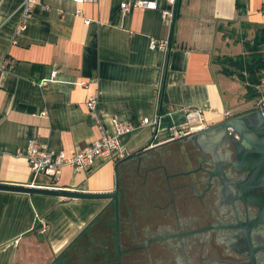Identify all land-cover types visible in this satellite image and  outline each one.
Returning <instances> with one entry per match:
<instances>
[{"label": "crops", "instance_id": "1", "mask_svg": "<svg viewBox=\"0 0 264 264\" xmlns=\"http://www.w3.org/2000/svg\"><path fill=\"white\" fill-rule=\"evenodd\" d=\"M134 1L141 0H38L27 29L18 32L21 1L0 0V182L109 191L128 164L98 159L81 171L68 165L52 182L33 173L17 151L36 138L48 151L70 155L100 138L102 127L112 131V117L139 124L157 114L156 129L138 128L121 136V143L135 157L177 150L181 138L169 139V127L186 123L187 109H201L209 125L259 100L249 99L245 85L222 72L217 59L244 52L242 41L219 26L264 27V0H156V9L121 7ZM153 38L168 40L169 48L151 49ZM44 77L54 81L42 86ZM259 89L264 96V83ZM91 93L98 95L95 111L86 104ZM106 203L0 190V264H49Z\"/></svg>", "mask_w": 264, "mask_h": 264}, {"label": "flooded vegetation", "instance_id": "2", "mask_svg": "<svg viewBox=\"0 0 264 264\" xmlns=\"http://www.w3.org/2000/svg\"><path fill=\"white\" fill-rule=\"evenodd\" d=\"M179 143L121 169L119 242L112 204L83 232L82 262L68 260L79 237L49 264H264V176L247 180L264 159L233 129Z\"/></svg>", "mask_w": 264, "mask_h": 264}, {"label": "built area", "instance_id": "3", "mask_svg": "<svg viewBox=\"0 0 264 264\" xmlns=\"http://www.w3.org/2000/svg\"><path fill=\"white\" fill-rule=\"evenodd\" d=\"M23 10V18L21 24L18 28V32H23L28 27V18L33 12V6L38 0H20ZM75 3H94L98 0H71ZM170 2L175 5L177 0H170ZM157 1H134L131 3H122L121 7L125 11H130L135 7H145L150 9L157 8ZM78 13L81 12V9H78ZM163 17L169 18L172 20L174 18V13L172 12H163ZM86 23H90V20H86ZM169 41L162 39H151L150 48L151 49H168ZM57 75V71H54L53 76ZM54 79L44 77L39 82L40 85H48ZM94 82H97V79H93ZM77 84V82H74ZM79 84L87 85V81H80ZM260 88V86H259ZM98 103V95L96 93H91L87 99V107L90 111H95ZM257 108L264 107V96H262L256 103ZM188 117L186 123L178 126L173 125L169 127V139L182 138L197 129H201L204 126V117L203 111L198 109L194 112H191L190 109H187ZM41 115H47V111L44 110ZM230 112H226L225 116L229 117ZM112 131H106L102 127V135L100 138L95 139L93 143L87 146L84 149L78 150L73 154H66L64 152L52 153L48 151L38 142L36 138L30 139L27 145L24 148L18 149L17 154L26 158L30 169L35 174H44L49 177L52 182H56L62 173L63 168L66 166H72L75 170H90L94 167L98 159H103L106 161H112L114 163H120L125 159L130 153V150L127 146L121 143V136L131 133L132 131L142 128L150 127L153 129L157 128L159 122L158 114L154 117H145L140 121L139 124H134L129 121H123L117 117H112ZM100 123V121H99ZM43 232L45 229L42 230Z\"/></svg>", "mask_w": 264, "mask_h": 264}, {"label": "water", "instance_id": "4", "mask_svg": "<svg viewBox=\"0 0 264 264\" xmlns=\"http://www.w3.org/2000/svg\"><path fill=\"white\" fill-rule=\"evenodd\" d=\"M264 124V107L258 108L252 111L251 113H244L238 116L233 117H226L223 120L206 125L201 129H197L196 131L191 132L188 135H192L193 137L200 136V135H215L219 134L220 131L233 129L234 131L239 132L241 134L242 139L246 142L250 143L254 147V151L259 158L264 159V139L262 137H254L256 127H260V125ZM256 125V126H255ZM246 146L243 145L241 150H245ZM143 154L138 155L135 157V154H129L125 159L121 161V163L128 164L127 169L133 168L135 165L142 166L143 160H141ZM147 162L146 160H144ZM139 162V164H138ZM241 162L237 164H241ZM261 165V164H260ZM264 170H260L259 172H252L250 177L247 179L251 182V185L260 180L261 176H264ZM248 185L247 183L245 186ZM0 190L2 191H10V192H20V193H27V194H45V195H52L58 196L62 198H83V199H103L106 200L107 203L104 207L91 219V221L81 230L77 236L65 247L67 248L70 246L72 242H74L77 238L83 234L87 226L96 220V218L100 215V213L107 208L109 205L114 204L115 211H116V223H117V236L119 242V204L121 198V190L119 183L116 184L115 189L109 191H86V190H79L76 188L70 187H59V186H43L37 184H13V183H6L0 182ZM41 225L36 227L35 229H40ZM239 264H256L255 260L252 258L249 262H243Z\"/></svg>", "mask_w": 264, "mask_h": 264}, {"label": "trees", "instance_id": "5", "mask_svg": "<svg viewBox=\"0 0 264 264\" xmlns=\"http://www.w3.org/2000/svg\"><path fill=\"white\" fill-rule=\"evenodd\" d=\"M242 8V5L239 4ZM224 31L223 26H219ZM244 52L235 56L224 55L218 57L217 63L221 65V71L225 74L237 77L246 88V96L249 99H260L263 93L259 86L264 83V27H257L254 39H245ZM84 242V234H81L78 242Z\"/></svg>", "mask_w": 264, "mask_h": 264}, {"label": "rangeland", "instance_id": "6", "mask_svg": "<svg viewBox=\"0 0 264 264\" xmlns=\"http://www.w3.org/2000/svg\"><path fill=\"white\" fill-rule=\"evenodd\" d=\"M249 26L246 24H239L236 25V27L233 25V23H228L226 27L224 28L226 35H228L229 38L235 39V40H240L242 43L244 42L245 39H254V36L256 34V28L248 29ZM251 32V34H250ZM250 34V38H249ZM71 253H69V259L68 260H73L76 261L77 263H80L84 259V242H78L76 243L73 247H71ZM75 254L76 258L72 259L73 255Z\"/></svg>", "mask_w": 264, "mask_h": 264}]
</instances>
